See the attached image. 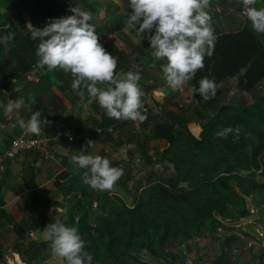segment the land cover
<instances>
[{"label": "trees", "instance_id": "1", "mask_svg": "<svg viewBox=\"0 0 264 264\" xmlns=\"http://www.w3.org/2000/svg\"><path fill=\"white\" fill-rule=\"evenodd\" d=\"M114 1L119 0H110V4L114 5ZM122 1L125 3L123 14L109 28V33L124 28L127 14L132 11L130 0ZM72 4L75 6L76 2ZM234 5L239 8L244 6L237 0H234ZM90 6L92 9L96 7L93 3ZM15 14L17 25L13 24L12 13L0 12V19L3 18L0 21V38L15 33L14 39H0V97L4 100L16 95V87L27 89L34 84L29 77L36 68L38 58L35 53L39 41L31 39L27 25L31 23L34 27L43 28L50 20L65 17L56 0H30L26 9L17 7ZM204 65L193 76L196 102L184 110L163 109V117L137 145V154L146 164L170 163L174 166V174L164 179L157 172L151 174L148 183L161 181L138 197L134 196V192L128 189V183L133 179V155L128 157L120 167L123 168L124 179L116 184L135 199L129 205L118 198V205L107 214L91 208L93 199H99L103 205V194L93 189L85 191L84 197L89 202L91 212L78 220L77 228L81 238L86 241L85 250L93 257L92 264H147L131 254V250L138 247H146L150 256L167 264H187L188 257L184 250L176 254L170 250L172 244L181 240L182 244L193 239L204 241L208 234L219 239L223 245V253L217 257L215 264H238L235 262L234 247L242 253L250 240L263 243L250 224L236 225L234 222L239 216L250 215V196L255 192H264V182L256 178L257 174L264 172V94L254 95L264 85V34H256L250 21L238 33L218 34L214 38L213 55L205 57ZM127 69L121 67L116 72L126 73ZM242 69H246L244 75L241 74ZM37 70L42 72L38 85L44 87V81L50 80L51 73L47 68ZM52 73L62 83L63 96L73 104H79L81 98L71 88V73L59 69ZM204 77L214 79L218 85L217 93L225 94L224 101L213 115L204 105L212 101L217 93L205 101L198 92L199 81ZM230 79L236 80V92L253 93L249 103L237 105L229 102L230 89L226 88ZM5 90H10L11 95L7 96ZM141 100L144 103L145 99ZM40 106V101H37V111H40ZM92 107L100 115V119H94L92 123L96 130L101 129L105 140L110 141L113 135L108 129L120 120L109 118L98 102H94ZM1 111L4 114V108ZM45 117L49 119V116L42 114L41 120ZM146 117V120H153L152 116ZM68 119H60L56 135L59 130L65 129ZM237 126L241 128L238 135L233 131L227 138L216 136L218 131L228 127L235 129ZM160 139L166 140L169 146L163 152L157 151L150 156V143ZM252 169L255 172L249 176L241 174L243 170ZM143 184L139 182L137 190ZM89 197L92 201H89ZM77 200L73 209L82 201ZM75 223L76 219L71 213L67 225L75 226ZM41 225L38 223L37 227ZM217 225L223 228V234H216L210 228ZM49 244L48 241L37 243L35 247L27 244L25 248L32 247L31 254L24 248L19 251L29 264H42L51 256H44L50 250ZM4 255L0 250V264L5 262ZM254 258L252 264H264V248L260 247ZM21 264L25 263L21 261ZM194 264L200 263L194 261Z\"/></svg>", "mask_w": 264, "mask_h": 264}, {"label": "crops", "instance_id": "2", "mask_svg": "<svg viewBox=\"0 0 264 264\" xmlns=\"http://www.w3.org/2000/svg\"><path fill=\"white\" fill-rule=\"evenodd\" d=\"M237 1L242 2V0ZM114 2V5H111L110 0H107V6H104L107 18L110 17L106 20L109 23L103 22V24L97 25L95 31L100 37V43L104 48L117 58V69L127 67L126 73L139 71L141 79L138 83L143 93L141 98L145 99L141 111L146 116H152L153 120H144L143 122L120 120L118 124L108 129V132L113 135V139L107 141L105 140L106 137L102 136L101 129L96 130L92 123L94 119H100V115L92 107L94 102H87L86 90L85 97L81 98L80 103L73 104L63 96L62 88H60L62 83L54 78L52 72H50V80L44 82V87L38 85L42 75L40 70H36L39 74L38 81L29 79L34 82L33 86L27 89L22 86L16 87L14 90L16 95L8 97L7 100L0 97V125L4 126L0 128V153L10 145L13 138L23 133L18 125L16 127H12V125L16 123L17 118L29 119L31 114L37 111V101H40L41 113L49 116V119L46 117L43 119L46 123L41 124V132L38 135L28 134V136L46 137L50 141L49 158H44L34 151L25 152L13 160L7 161L4 170L0 171V240L13 241V244L8 245L7 248L0 245V250L5 254L4 264H21V261L29 264L21 256L20 248H24L26 251L29 250L28 253L31 254L33 253L31 251L32 247L28 249L25 248L26 246L31 244L35 247L37 243L46 242L43 230L48 224L55 222L56 215L67 225L72 213L76 219L75 226L77 227L78 220L83 215L91 212L88 208L89 202L84 194L85 191L92 188L82 181L84 170L78 169L70 163V157L79 154V151H83L89 140L94 141L92 147L87 146L89 154H98L109 158L113 167H122L121 163L133 155V170H150L152 165L146 164L136 152L137 145L143 141L142 138L148 133L145 131H151L154 128L156 122L163 117V109L178 111L183 108V103L186 109L192 102H196L194 99L193 77L185 82L179 91L173 92L167 85L162 71V65L166 64L167 61L154 58L147 34L140 40L134 29L125 31V27L109 33V28L120 20L125 5L122 0ZM1 3L2 0H0ZM0 8L4 9L3 13L6 11L11 13L10 8L3 5H0ZM243 10L244 6L239 8L238 5H234V0H211L208 11L212 17L214 38L218 34L238 33L244 28V21L241 16ZM243 18L247 20V17ZM2 20L3 18L0 19V21ZM107 32L108 34L105 35ZM153 64H155V67L151 66ZM36 72L35 74H37ZM152 87L155 88L151 89ZM4 92L7 96L12 93L10 90ZM219 93L221 92H218L217 95ZM30 95L36 97V103L30 105L31 110L21 109L18 112L14 111L9 117H5L1 110L5 108L10 100H16L20 97L27 100ZM66 102L69 104L68 106H66ZM159 104L162 106H159ZM65 117L69 118L65 124L66 130L72 129L78 133L87 132L88 135L84 141L71 143L67 138L56 135L55 130L60 127V119ZM64 130H59V132ZM168 146V142L164 139L152 141L149 155H154L157 151L163 152ZM137 163H140L141 166H137ZM156 164L174 169V166L167 162L155 163L154 165ZM135 173L136 171L133 172V174ZM157 183L159 182L155 181L143 187L141 189L142 193ZM122 189L121 186L115 184L110 191H95L103 194L102 199H104L105 192H109L108 195L113 194L123 199L120 193ZM78 198L82 201L76 209H73L79 201ZM99 202H101L99 199H93L92 206L94 203L97 204L96 209L92 208L93 211L97 210L98 206L101 207ZM86 204L87 206H85ZM94 218L92 217V219ZM252 221L250 220V224ZM38 223H42L39 228L37 227ZM251 226L252 229L254 227V231L263 240L262 244L255 240L249 241L248 245L252 244L249 247L255 244L252 248L254 250L252 257H254L256 252L260 251V247L264 248V231H262V226L256 224ZM33 227L38 229L29 230ZM243 250L247 251L248 249L244 247ZM234 252L239 253V250L234 247ZM44 254V256L49 255L50 250H47ZM53 259L55 260V258ZM51 264L57 263L52 262Z\"/></svg>", "mask_w": 264, "mask_h": 264}, {"label": "clouds", "instance_id": "3", "mask_svg": "<svg viewBox=\"0 0 264 264\" xmlns=\"http://www.w3.org/2000/svg\"><path fill=\"white\" fill-rule=\"evenodd\" d=\"M243 15L251 23L252 30L264 34V7L257 8V0H242ZM211 0H130L131 13L127 14L125 31L134 29L143 39L147 34L152 55L156 60H166L162 71L167 85L173 92L179 91L185 82L204 68L205 57L214 52L212 17L208 11ZM74 15L50 20L43 28L27 25L31 39L39 41L36 49L38 58L36 67L53 72L62 70L71 73L72 90L80 98L87 93V102H98L109 118L146 120L142 113L143 95L139 80V71L117 73V58L110 54L100 43L95 27L90 23L92 17L77 7L70 9ZM154 30V34H153ZM15 33L0 39H14ZM155 67V64L151 65ZM218 85L214 79L204 77L199 81L198 92L205 100L213 98ZM36 103V97L30 95L27 100L20 97L10 100L4 108L5 117L14 111L30 109ZM41 112L35 111L25 120L17 118L12 127L19 126L25 134L41 132ZM4 127L0 125V128ZM241 128L228 127L218 131V138H227ZM89 140L87 146L92 147ZM87 146L79 154L70 157V163L83 169L82 181L94 190L110 191L123 175V168L113 167L109 158L89 154ZM44 238L50 242V254L59 257L62 264H92V255L85 250L86 241L75 226H68L58 215L55 222L43 230Z\"/></svg>", "mask_w": 264, "mask_h": 264}, {"label": "rangeland", "instance_id": "4", "mask_svg": "<svg viewBox=\"0 0 264 264\" xmlns=\"http://www.w3.org/2000/svg\"><path fill=\"white\" fill-rule=\"evenodd\" d=\"M56 1L60 4V8H61V10H63L65 17L70 16V15H74V13H72L70 11V9L72 7H74L72 2L73 1L76 2L75 7H77L81 11H86L91 15L92 19H91L90 23H92L94 25V27H97V25L103 24V22L105 23L106 20L110 19V17L107 18V14H106L107 12L105 10L106 8L104 7V6H107V0H70V3H71L70 5H66L67 0H56ZM92 3H93V5L96 6L95 9L91 8L90 4H92ZM29 4H30V0H2V3L0 5H3L5 7L11 9L10 11L12 13L13 20H14L13 24L17 25V20H16L17 17L15 14L16 8L20 7V8H22V10H24V9H26V6H28ZM254 6L264 7V0H257L256 5H254ZM103 11H104V14H103ZM122 14H123V11H122ZM241 16H242V14H241ZM222 18H224V17H222ZM242 20L244 21V25H243V27H244L245 23L248 21L245 20L243 18V16H242ZM111 21H112V19H111ZM106 23H109V22H106ZM36 70H37V67L35 68V71L30 75V77H32L34 75ZM34 80L37 81V76L34 78ZM235 83H236L235 79H230L229 82L227 83L229 86L226 89L227 90L230 89V91L228 93V97L230 98L229 102L233 103V104H237V105H245V104L249 103L252 100L253 93L241 94V93L236 92L234 89ZM262 94H264V85L261 88L259 87L257 92H254V95H262ZM224 99H225V94L223 92H221L218 95H216V97L212 101L206 102L204 106L206 108H208L210 114L213 115L216 112V110L218 109L219 105L224 101ZM58 103H60V102H58ZM68 105L69 104L67 103L66 106H68ZM184 109H185V104L183 103V108H181L180 110H184ZM145 132H149V131L146 130ZM142 139L144 140L145 138L143 137ZM132 161H134V160H132ZM138 165L141 166L140 163H137V166ZM134 171H136V173L133 174V179L128 183V189L133 191L134 192L133 195L134 196L137 195V197L140 194H142L141 189L143 187H145L146 185L150 184V183H148V180L153 175V173L155 174L157 172L158 176H160V178H163V179L166 178L167 176H172L174 174L173 168H171L169 166L166 167L165 165L163 166L161 164H156L154 166L152 165L150 170L149 169L148 170H133L132 172H134ZM257 175L258 176H256V178H258V180H260V182H264V172L262 174L259 173ZM124 176L125 175L123 174L121 176V178L119 179V181L121 179H124ZM159 181H161V180H159ZM139 182L144 183V184H143V187L141 189L137 190L136 185L139 184ZM184 185L187 187L191 186L190 184H184ZM117 186H121V185H117ZM117 189H118V187H117ZM88 191H90V190H88ZM122 192H123V194H122ZM122 192H120V193H121V196L123 197V200L125 199V201L130 205L132 200L135 199L134 196L130 195L128 193V191L125 190L124 188L122 189ZM250 197L251 198L248 199L249 208H250V215L249 216H241V217L239 216V218L237 219V221L234 222V224H236V225L250 224V220H253L250 225L256 224L258 226H262L263 227L262 231H264V219H263V217H264V192H261V193L255 192ZM118 198H119L118 196H115L113 194L104 196L103 205L101 207L98 206L99 209L98 208L97 209L104 211L106 214L109 213L111 211V209L115 208L118 205ZM89 199H90L89 201H92L91 197H89ZM119 199H121V198H119ZM85 206H87V204ZM96 207H97L96 203H94L93 206H91V208H95V209H96ZM262 227H261V229H262ZM210 228L213 229L214 231L213 230L212 231L215 232L216 234H223L224 233V231H222L223 228H221L220 225H217L216 228H215V226L213 228L212 227H210ZM263 235H264V233H263ZM12 244H13L12 240H0V245L3 246L4 248H7V247L11 246ZM254 245L255 244H253V246ZM253 246L249 247V245H247L246 248L248 250L247 251L243 250L242 253L234 252V257H236L235 262L238 264H252V263H254L256 258L253 259V257H252L253 251H254L252 249ZM170 250L175 252L176 254H178V253L180 254V251L184 250V253H186V256L188 257L187 264H194V261H198L200 264H215L217 257L223 253V245L219 239L214 238L212 234H208L207 239L204 241L199 240V239H193L191 241L183 242V244H182V240L179 242H174L172 244V246L170 247ZM131 254L134 255L140 261L146 262L147 264H167L163 260H157V259L153 258L152 256H150L146 247L134 248L131 250ZM53 258H55V260ZM52 262L57 263V264H62L61 259L59 257H53V256H51L50 258H47L45 261H43L44 264H51Z\"/></svg>", "mask_w": 264, "mask_h": 264}, {"label": "built area", "instance_id": "5", "mask_svg": "<svg viewBox=\"0 0 264 264\" xmlns=\"http://www.w3.org/2000/svg\"><path fill=\"white\" fill-rule=\"evenodd\" d=\"M70 4V0L66 1V5ZM244 11V10H243ZM242 16L246 18V16ZM37 76V81L39 80L38 75L34 73L32 77H29L30 80H34V78ZM87 132H76L75 130L69 129L60 131L57 133L58 137H64L67 138L69 142H82L87 138ZM49 149H50V141L46 137H33L28 136V134H25L24 132L13 138L10 142V145L3 150L2 153H0V171L4 170L5 163L7 161L13 160L17 158L20 154L25 152L34 151L43 156L44 158H49ZM250 246L252 244H249ZM264 246V244H263Z\"/></svg>", "mask_w": 264, "mask_h": 264}, {"label": "water", "instance_id": "6", "mask_svg": "<svg viewBox=\"0 0 264 264\" xmlns=\"http://www.w3.org/2000/svg\"><path fill=\"white\" fill-rule=\"evenodd\" d=\"M0 12L3 13V12H4V9H3V8H0ZM245 72H246V69H242V70H241V74H242V75H244ZM36 75L39 76L38 73H37ZM90 103H91V102H90ZM254 172H255L254 169H252V170H250V171H245V170H243L241 174H242L243 176H249V175H251V174L254 173Z\"/></svg>", "mask_w": 264, "mask_h": 264}]
</instances>
